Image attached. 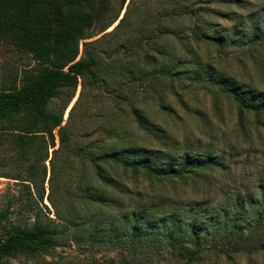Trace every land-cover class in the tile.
I'll return each mask as SVG.
<instances>
[{
    "label": "rangeland",
    "instance_id": "rangeland-1",
    "mask_svg": "<svg viewBox=\"0 0 264 264\" xmlns=\"http://www.w3.org/2000/svg\"><path fill=\"white\" fill-rule=\"evenodd\" d=\"M106 2L105 14L89 29V37L79 41L75 58L92 59L94 76L77 79L73 96L61 113L63 143L57 127L45 160L34 164L38 176L42 166L46 169L42 202L47 209L42 208V213L54 218L49 198L58 210L70 209L74 201L66 190L74 189V175L80 167L85 177L93 175L87 159L101 149L144 150L152 156L172 146L176 161L187 154L209 155L222 163V168L203 172L200 178L172 182L106 167L108 177L123 188L120 196L108 188L106 205L101 207L103 218L113 227H119L131 210L160 203L157 197L164 198L158 212L173 209L183 214L188 208L195 211L204 206L227 209L236 194L256 195V185L264 184V113L244 112L239 124L234 101L213 82L223 75L234 85L264 93V0ZM103 24L108 26L101 30ZM244 33L255 35L254 41L244 40ZM214 34L225 37L222 43L209 38ZM34 67V60L0 39V88ZM63 103L65 93L59 91L47 108L59 111ZM131 106L154 125V136L136 124ZM163 138L167 146L160 142ZM29 165L16 158L10 141L0 143V209L9 203L10 218L27 223L32 222L33 212L20 208L15 198L25 196L27 189L21 183L26 182L19 179L26 178ZM115 197L121 202L118 209L108 202ZM253 208L247 207L246 217ZM93 239H70L45 254L15 255L7 260L12 264L184 261L176 250L162 245H141L129 251L116 240L108 241L104 233ZM203 240L204 248L190 264H264V249L225 251L207 233Z\"/></svg>",
    "mask_w": 264,
    "mask_h": 264
},
{
    "label": "trees",
    "instance_id": "trees-1",
    "mask_svg": "<svg viewBox=\"0 0 264 264\" xmlns=\"http://www.w3.org/2000/svg\"><path fill=\"white\" fill-rule=\"evenodd\" d=\"M106 10V0H0V39L35 61L33 69L23 71L19 77L11 79L6 88H0V143L10 141L16 158L30 163L26 178L19 179L26 182L21 183L27 189L25 196L18 195L15 199L21 202L20 208L33 212L34 217L30 223L15 221L10 218L9 203L0 209V264H12L7 259L15 255L45 254L70 239L89 242L101 233L108 241L116 240L129 251L149 244L176 250L183 264H190L197 251L204 248L201 241H205L206 233L225 251L227 248L233 252L264 249L263 183L256 185V195L236 194L227 209L216 206L210 210L204 206L195 211L188 208L183 214L173 209L158 212L164 198L157 197L160 203L131 210L128 217H122L119 227H113L103 218L101 207L106 205L107 189H113L118 196L123 194V188L108 177L106 167L139 171L148 180L169 182L200 178L203 172L222 168V163L209 155L212 159L186 154L176 161L172 146L166 148V153L156 152L152 156L146 155L144 150L101 149L87 159L93 169L92 176L85 177L80 167V172L74 175V189L63 186L69 189L66 191L74 201L70 209L58 210L49 198L54 218L42 213V208L47 209L42 202L46 169L42 166L38 176L34 164L43 162L48 147L54 145L53 130L60 128L61 113L73 96L77 79L94 76L92 59L75 58L79 41L89 37V29ZM107 26L103 24L101 30ZM243 35L244 40L255 39V35ZM209 38L222 43L225 37L214 34ZM213 83L234 101L239 124L244 112L264 113L263 92L234 85L223 75ZM59 91L65 93V103L59 111L48 110L47 105ZM131 115L142 130L155 135L154 125L143 112L131 106ZM61 130H58L60 144L63 143ZM160 142L167 146L164 138ZM110 201L119 208V197ZM251 206L253 212L246 217L247 207Z\"/></svg>",
    "mask_w": 264,
    "mask_h": 264
}]
</instances>
